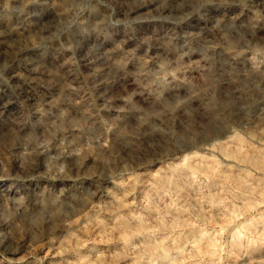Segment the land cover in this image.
<instances>
[{
	"label": "rangeland",
	"instance_id": "obj_1",
	"mask_svg": "<svg viewBox=\"0 0 264 264\" xmlns=\"http://www.w3.org/2000/svg\"><path fill=\"white\" fill-rule=\"evenodd\" d=\"M257 263L264 0H0V264Z\"/></svg>",
	"mask_w": 264,
	"mask_h": 264
},
{
	"label": "bare ground",
	"instance_id": "obj_2",
	"mask_svg": "<svg viewBox=\"0 0 264 264\" xmlns=\"http://www.w3.org/2000/svg\"><path fill=\"white\" fill-rule=\"evenodd\" d=\"M257 261V260H256ZM260 262V261H259ZM258 264V263H257Z\"/></svg>",
	"mask_w": 264,
	"mask_h": 264
}]
</instances>
